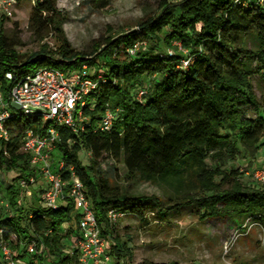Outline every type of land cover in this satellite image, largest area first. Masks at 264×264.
Returning <instances> with one entry per match:
<instances>
[{
  "label": "trees",
  "instance_id": "trees-1",
  "mask_svg": "<svg viewBox=\"0 0 264 264\" xmlns=\"http://www.w3.org/2000/svg\"><path fill=\"white\" fill-rule=\"evenodd\" d=\"M31 1V30L39 40L47 31H55L58 48L43 45L37 52L21 54L20 43L5 33L2 24L0 87L4 91L11 87L7 73L22 76L39 66L68 72L86 64L93 78L106 80L84 108L90 126L79 133L57 127L56 152L75 169L102 236L113 242L108 253L114 259L107 264H133L127 242L109 222L110 209L145 224L149 214L155 215L152 206L161 220L194 209L201 220L240 224L249 220L264 228V189L242 180L239 170L224 168L239 153L264 147V112L252 84L254 76L264 83V0H179L176 4L162 0L160 12L140 22L138 31L108 38L104 48L98 44L92 53L70 48L57 0ZM112 2L91 0L97 10L107 9ZM248 39L253 48L247 46ZM146 41L165 47L144 53ZM136 44L141 46L130 54ZM186 60L190 61L187 67ZM107 108L115 120L110 131L102 132L96 128ZM248 112L256 116L249 117ZM11 126L9 145L0 147V171L28 176L29 156L21 149L22 139L27 130L45 135L49 123L40 118L18 119ZM82 150L91 155L88 165L79 160ZM109 161L121 163L130 178L162 182L178 195L170 196L164 207L157 197L131 195L114 186L101 169ZM63 177L67 179V173ZM185 188L194 192L180 195ZM7 194L14 215L0 214V229L18 252L20 264L79 263L78 252L72 249L79 227L71 202L46 209L19 203L11 185ZM29 241L35 243L32 254L26 249ZM66 246L71 251L63 252ZM139 264L178 263L145 260Z\"/></svg>",
  "mask_w": 264,
  "mask_h": 264
},
{
  "label": "rangeland",
  "instance_id": "rangeland-1",
  "mask_svg": "<svg viewBox=\"0 0 264 264\" xmlns=\"http://www.w3.org/2000/svg\"><path fill=\"white\" fill-rule=\"evenodd\" d=\"M161 1L113 0L107 9L97 10L91 0H57V9L65 17L62 30L70 48L80 53H92L98 44L104 48L108 38L115 40L123 34L138 31L140 22L160 12ZM168 1L176 4L179 0ZM33 8L34 3L31 0L20 1L14 8L11 19L3 26L5 33L20 43L17 50L21 54L37 52L43 45L56 50L59 41L55 31H47L43 40H39L31 30L29 17ZM251 43L252 39H248L249 48H253ZM173 45L176 46V42ZM145 47L144 53L163 49L165 46L162 43L146 41ZM43 68L45 66L38 67ZM252 84L261 112H264V83L259 76H254ZM247 115L252 118L256 116L251 112ZM90 157L85 150L79 153V160L83 165L89 164ZM60 159V153L56 152L53 163L55 167ZM210 165L216 167L215 163ZM224 168L239 170L242 180L264 189V183L258 182L254 177L255 173L264 172V147L253 153H239L226 162ZM101 169L110 177L114 186L134 196L157 197L163 202L162 207L168 205L170 196L174 199L178 195L174 189L162 182H146L140 178L128 177L126 168L119 162H104ZM15 178L16 172L0 171V202L10 200L7 186L13 184ZM188 192L192 193L194 190L185 188L180 195ZM23 203L43 206L38 198L31 203ZM150 209L155 215L149 214L147 224L127 217L115 225L116 235L127 242L133 255L130 260L133 264L145 260L178 264H264V228L252 221L245 220L240 224L231 220H201L194 209H183L161 220L156 215V209L152 206ZM104 239L110 249L113 245L111 238ZM66 242L67 240H63V244L68 245ZM66 251H71L69 246L64 247L63 252ZM110 258L114 259L111 254Z\"/></svg>",
  "mask_w": 264,
  "mask_h": 264
},
{
  "label": "built area",
  "instance_id": "built-area-1",
  "mask_svg": "<svg viewBox=\"0 0 264 264\" xmlns=\"http://www.w3.org/2000/svg\"><path fill=\"white\" fill-rule=\"evenodd\" d=\"M16 0H0V26L8 22ZM140 44L128 51L134 54ZM189 66L190 61L183 62ZM6 79L12 82L8 91L0 87V147L8 146L12 138V123L18 119L40 118L49 123L45 135L27 130L22 139L21 149L29 156V175L13 180V192L19 203L35 198L46 209H58L67 202L74 205V215L78 216L79 237L72 244L78 252V264H107L111 261L107 244L101 234L91 202L85 187L78 178L75 169L60 159L54 166V154L59 142L58 126L69 128L75 133L90 126L84 108L92 94L96 93L106 80L102 76L93 78L88 65L68 72L52 67L37 69L34 72L18 76L7 73ZM144 92L139 93L141 100ZM115 114L110 108L103 113L97 124V130L110 131ZM67 173L68 178L63 175ZM258 182L264 183V172L254 175ZM13 216L9 200L0 202V214ZM109 222L116 225L125 215L114 209L108 210ZM4 230L0 229V264H20L18 252L3 239ZM28 254L35 252V243L26 244Z\"/></svg>",
  "mask_w": 264,
  "mask_h": 264
}]
</instances>
